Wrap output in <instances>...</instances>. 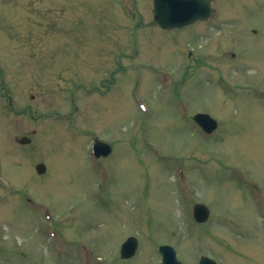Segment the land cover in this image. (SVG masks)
Here are the masks:
<instances>
[{
	"label": "rangeland",
	"instance_id": "1",
	"mask_svg": "<svg viewBox=\"0 0 264 264\" xmlns=\"http://www.w3.org/2000/svg\"><path fill=\"white\" fill-rule=\"evenodd\" d=\"M213 7L165 30L153 0H0V264H162L167 243L264 264V0Z\"/></svg>",
	"mask_w": 264,
	"mask_h": 264
},
{
	"label": "water",
	"instance_id": "2",
	"mask_svg": "<svg viewBox=\"0 0 264 264\" xmlns=\"http://www.w3.org/2000/svg\"><path fill=\"white\" fill-rule=\"evenodd\" d=\"M154 17L163 28L183 27L200 19H208L215 15L216 11L212 8L211 0H154ZM195 119L205 128L212 130L217 123L208 114H197ZM30 138L23 136L19 139L21 143L30 142ZM94 152L97 157L107 156L111 153L112 147L106 142L97 139ZM39 173L46 171V165L39 163L36 166ZM194 216L199 222H204L209 217V209L204 204L194 206ZM138 248V240L135 237L128 238L122 245L121 254L128 258L135 254ZM160 250L163 254V264H184L179 261L176 250L171 245H162ZM200 264H216V261L208 256L201 259Z\"/></svg>",
	"mask_w": 264,
	"mask_h": 264
},
{
	"label": "flooded vegetation",
	"instance_id": "3",
	"mask_svg": "<svg viewBox=\"0 0 264 264\" xmlns=\"http://www.w3.org/2000/svg\"><path fill=\"white\" fill-rule=\"evenodd\" d=\"M189 57H190V59H191V57H192V52L189 53ZM188 62H189V61H188Z\"/></svg>",
	"mask_w": 264,
	"mask_h": 264
}]
</instances>
